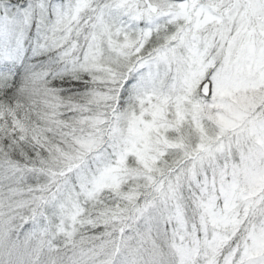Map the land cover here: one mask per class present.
<instances>
[{"label": "snow or ice", "instance_id": "6c2138e0", "mask_svg": "<svg viewBox=\"0 0 264 264\" xmlns=\"http://www.w3.org/2000/svg\"><path fill=\"white\" fill-rule=\"evenodd\" d=\"M0 264H264V0H0Z\"/></svg>", "mask_w": 264, "mask_h": 264}]
</instances>
